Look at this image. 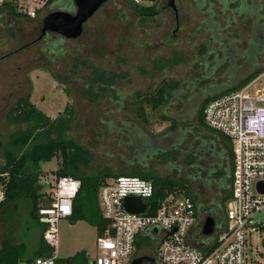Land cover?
<instances>
[{"label": "rangeland", "instance_id": "1", "mask_svg": "<svg viewBox=\"0 0 264 264\" xmlns=\"http://www.w3.org/2000/svg\"><path fill=\"white\" fill-rule=\"evenodd\" d=\"M204 1L203 8L198 9L196 0H174L179 30L172 34L175 23L172 12L164 9L166 0H160L158 14L150 19L138 17L120 0H111L84 24V36L64 43L65 56L51 62L45 49L52 38L46 42L45 39H38L41 19L48 13L64 11L67 5L73 6L72 1L61 0L58 4L44 7L34 21L0 11V139L3 144L6 145L12 135L29 129L26 124L12 125L8 117L13 104L24 97L29 89L30 102L50 118L62 114L68 105L71 130L66 135L90 152L92 170L109 167L117 172L125 170L129 162L135 161L134 153L125 146L126 139L116 136L110 129L141 127L133 114L134 97L136 94L152 93L163 82L177 81L180 87L171 90L170 100L165 106L153 113L146 110L147 120L150 121L147 134L165 137L176 135L177 130L184 131L185 125L182 124H177L175 130H169V121L178 119L183 113V118L189 117L198 107L199 100L205 97L203 92L208 90V82L225 83L227 77L224 71L210 76L209 68L203 71V67L198 66L209 61L200 55L201 47L210 46L212 50H217V44L210 39L212 32L206 21L210 20V16L219 15L220 6L217 0ZM12 7L18 13L14 4ZM226 20L225 16L215 19L220 36H224L223 42L236 40L244 43L248 38L247 28L237 22L232 23V20L226 27ZM214 33V39L219 40V34ZM34 40H37L34 45L12 54ZM77 48L81 49L83 59H87L88 64L76 70V80L72 85L55 83L43 68L61 77L67 76L74 64L73 56ZM87 66L121 75L114 81L111 95L105 93L101 98L91 100V97H86L82 87L89 77ZM241 71L244 74L251 72L250 68ZM257 88L258 83L253 90ZM177 93L182 95L180 101L175 95ZM184 137L187 143L189 135ZM171 143L167 138L161 141L160 149L165 150L166 154L147 161V164L158 176L176 181L187 179L192 175L184 155L187 144L172 151ZM59 163V160L52 159L39 166L43 174L41 182L49 187H44L47 195L54 188L53 172ZM210 209L206 197L201 201L196 222L201 226L207 217H211L215 222L214 231H218L223 220L217 214L211 215ZM40 233L41 225L29 218V203L26 200L9 203L2 208L0 241L24 244L25 256L31 258L38 247ZM192 233L197 235V229ZM95 241V229L87 223L71 224L68 219L61 220L56 257L64 260L82 252L87 263L92 264L96 256ZM203 242L198 246L202 247ZM155 245L145 241L141 250ZM244 254L247 264H264L263 232H253L247 237Z\"/></svg>", "mask_w": 264, "mask_h": 264}, {"label": "trees", "instance_id": "2", "mask_svg": "<svg viewBox=\"0 0 264 264\" xmlns=\"http://www.w3.org/2000/svg\"><path fill=\"white\" fill-rule=\"evenodd\" d=\"M60 1L46 0L44 7L58 4ZM120 1L140 18L150 19L158 14L160 0H152L149 5L133 4L129 0ZM216 2L220 6L219 15L210 16V20H207L206 24L209 31L212 32L210 33L212 43L217 44V52L212 50L210 46L201 47L200 55L209 61L207 63L202 62L198 66H202L203 71L209 68L210 76L213 73L220 74L224 71L227 75L226 82L216 84L208 82V90L203 92L205 97L199 100L198 107H195L194 112L189 117L183 118L185 115L183 113V116L180 115V119L168 120L170 122L169 130H175L177 124H182L185 125L184 131L177 130L176 135H166L165 137L147 134L150 121L147 120L146 110L153 113L165 106L170 100L171 90L180 87V83L177 81L163 82L152 93L136 94L134 97L133 114L141 127L135 126L131 129L121 130L110 129V132L116 136L126 139L125 146L132 150L135 161L129 162L125 170L117 172L109 167L92 170L90 169L92 163L90 152L66 135L71 130L68 105L65 106L62 114H58L56 118H50L38 111L30 102L29 89L24 97L19 98L13 104L8 114L12 125L26 124L29 129L12 135L6 145L0 139V173L6 175L4 179H0L3 192V198L0 201V214L2 208L7 204L26 200L29 203V218L38 224V209L49 204V197L44 191L45 188L49 187L41 182L43 174L39 166L41 163L57 159L60 163L57 170L53 172L54 181L71 177L79 181L80 184L79 191L72 202V214L68 220L71 224L76 222L87 223L95 229L96 237L104 234L109 227V223L102 218L98 210L97 192L101 186L120 176L137 177L152 185L153 196L144 205L145 208L148 207L145 212L146 215H153L159 203L169 195L190 200L196 214H198L201 211V201L208 197L211 215L217 214L218 218L224 221L226 205L231 200L232 147L227 138L206 127L203 122V110L210 101L239 90L264 73V61L262 62L264 60V0H217ZM204 4V0H196L198 9H202ZM1 9L13 17L20 16L13 10L11 0L1 6ZM64 12L73 13V6H65ZM208 12L211 13L209 10ZM223 16L227 19L226 27L229 26V22L233 21L232 23L237 22L247 28L248 38L244 43L236 40L223 42L224 36H220L219 27L215 22L216 17L221 18ZM85 25L79 38L84 36ZM214 31L219 34V40L214 39ZM38 33L40 35V30ZM48 38H52V41L47 43L45 50L50 62L64 57L65 50L63 47L67 41L56 35H47L42 39H45L46 42ZM36 42L37 40H34L12 52V54L28 48ZM205 49H209V51ZM93 53L96 54L97 52L93 51ZM74 54V64L65 77L43 68L55 83L63 82L72 85L76 80V70L80 67L85 68L88 64V60L83 59L80 48H77ZM243 68H250L251 72L244 74L241 71ZM86 69L89 70V77H87V82L82 88L86 97H91L90 100L99 99L105 93L111 95V87L114 81L121 78L120 74H108L99 68L87 66ZM66 93L69 92L66 91ZM175 95L180 101L182 95L180 93ZM187 134L189 140L186 143L184 136ZM165 138L172 141L170 145L172 151L180 148L184 143L187 144L184 155L187 158L186 163L192 171L189 178L176 181L170 177L158 176L148 166L147 161L166 154L165 150L160 149V142ZM43 232L44 227L41 226L38 247L31 258L25 256L24 244H11L1 240L0 264H19L21 262L31 264L36 258L49 257L52 251L43 242ZM145 241L154 243L148 233L139 236L133 258L140 254L154 255L155 246L141 250L142 243ZM56 264L88 263L84 253L79 252L64 260L57 259Z\"/></svg>", "mask_w": 264, "mask_h": 264}, {"label": "built area", "instance_id": "3", "mask_svg": "<svg viewBox=\"0 0 264 264\" xmlns=\"http://www.w3.org/2000/svg\"><path fill=\"white\" fill-rule=\"evenodd\" d=\"M20 15L34 20L46 0H11ZM145 5L152 0H129ZM10 0H0V7ZM258 83V88L253 87ZM203 122L210 130L231 142L233 170L231 200L218 231L203 237L202 247L191 241L197 214L190 200L172 195L164 198L153 215L129 214L123 201L136 198L145 205L153 196L152 185L137 177L120 176L101 186L97 205L109 223L104 234L96 237V256L92 264H129L136 242L142 234L154 240L156 264H247L244 248L253 232L264 233V73L235 92L210 101L203 110ZM5 174L0 173V179ZM263 183L259 189L256 184ZM79 181L65 177L57 180L49 194V204L37 211L38 224L44 227L43 242L52 253L31 264H56L58 225L72 214V202ZM3 198L0 183V201ZM261 215V216H260ZM156 230V233L153 232ZM174 231L172 234H167ZM200 234V231H199ZM201 235V234H200ZM208 250V251H207ZM19 264H26L21 262Z\"/></svg>", "mask_w": 264, "mask_h": 264}, {"label": "water", "instance_id": "4", "mask_svg": "<svg viewBox=\"0 0 264 264\" xmlns=\"http://www.w3.org/2000/svg\"><path fill=\"white\" fill-rule=\"evenodd\" d=\"M74 12L54 11L48 13L41 19L40 35L42 39L45 35H56L66 41L77 40L83 31L84 24L91 19L94 14L107 2L111 0H71ZM166 7L173 11L177 16V9L174 0H166ZM263 183H257L259 189ZM264 193V192H263ZM136 198L128 197L123 201V208L129 214H140L144 211V206H136ZM215 222L211 217H207L200 226V234L203 237H209L214 232ZM156 233V230H153ZM174 231L167 234L170 235ZM129 264H156L153 256L142 255L134 257Z\"/></svg>", "mask_w": 264, "mask_h": 264}, {"label": "flooded vegetation", "instance_id": "5", "mask_svg": "<svg viewBox=\"0 0 264 264\" xmlns=\"http://www.w3.org/2000/svg\"><path fill=\"white\" fill-rule=\"evenodd\" d=\"M105 5V4H104ZM103 5V6H104ZM164 9L166 10H170V9H168L167 7H166V2H165V6H164ZM100 10V9H99ZM171 11V10H170ZM172 12V14H173V20H174V23H175V28H174V31L172 32V34H174V32H177L178 30H179V28H178V11H177V16L175 17V14L173 13V11H171ZM90 20V19H89ZM88 22V21H87ZM86 22V23H87ZM85 23V24H86ZM45 36H47V35H45ZM193 229L195 230V229H197V231H198V234L197 235H195V237H193L192 238V243L195 245V246H198L199 245V243H201L202 241H203V238L201 237V235L199 234V231H200V223L198 224L197 222L195 223V225H194V227H193Z\"/></svg>", "mask_w": 264, "mask_h": 264}, {"label": "crops", "instance_id": "6", "mask_svg": "<svg viewBox=\"0 0 264 264\" xmlns=\"http://www.w3.org/2000/svg\"><path fill=\"white\" fill-rule=\"evenodd\" d=\"M0 11H2V9Z\"/></svg>", "mask_w": 264, "mask_h": 264}]
</instances>
